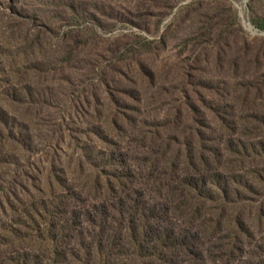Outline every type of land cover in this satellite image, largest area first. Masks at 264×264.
I'll return each instance as SVG.
<instances>
[{"label":"trees","instance_id":"trees-1","mask_svg":"<svg viewBox=\"0 0 264 264\" xmlns=\"http://www.w3.org/2000/svg\"><path fill=\"white\" fill-rule=\"evenodd\" d=\"M109 65L80 70L100 77L85 128L15 84L12 102L35 105L0 112V264H264V88L245 79L233 107L202 83L196 102L165 86L143 99L154 67Z\"/></svg>","mask_w":264,"mask_h":264},{"label":"rangeland","instance_id":"rangeland-1","mask_svg":"<svg viewBox=\"0 0 264 264\" xmlns=\"http://www.w3.org/2000/svg\"><path fill=\"white\" fill-rule=\"evenodd\" d=\"M0 22V112L8 116L35 105L12 102L16 95L25 99V91L15 87L20 81L31 87L38 101L53 98L59 108L55 117L79 111V125L85 128L89 121L84 114L91 110L84 100L89 93L100 95V77L89 72L82 77L80 70L89 63L109 67L124 55L137 57L158 74L156 87L140 92L143 99L165 86L174 99L185 93L196 102L193 91L200 92L196 87L202 83L233 107L245 79L264 88V0H0ZM40 46L39 54H22ZM129 47H144L143 57L129 54ZM68 58L70 67L60 74ZM49 71L51 77L46 76ZM113 75L106 71L107 80ZM154 111L147 116L164 120L163 112Z\"/></svg>","mask_w":264,"mask_h":264}]
</instances>
